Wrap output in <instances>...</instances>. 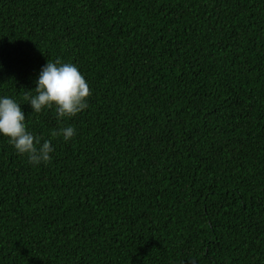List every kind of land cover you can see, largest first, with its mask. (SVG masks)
<instances>
[{
	"label": "trees",
	"instance_id": "1",
	"mask_svg": "<svg viewBox=\"0 0 264 264\" xmlns=\"http://www.w3.org/2000/svg\"><path fill=\"white\" fill-rule=\"evenodd\" d=\"M57 59L71 118L24 99ZM4 97L54 151L0 135V264H264V0H0Z\"/></svg>",
	"mask_w": 264,
	"mask_h": 264
},
{
	"label": "clouds",
	"instance_id": "2",
	"mask_svg": "<svg viewBox=\"0 0 264 264\" xmlns=\"http://www.w3.org/2000/svg\"><path fill=\"white\" fill-rule=\"evenodd\" d=\"M33 90L36 93L34 96L30 95ZM33 90L26 91L24 99L29 101L28 105L36 113L54 105L57 119L71 118L88 107L90 90L84 77L75 65L61 63L59 59L46 62ZM20 106L11 98H0V135L8 137L16 152L27 156L30 164L35 166L49 162L50 153L54 151L51 140L41 143L42 137L26 131L25 115ZM61 134L68 141L75 130L69 126L52 133Z\"/></svg>",
	"mask_w": 264,
	"mask_h": 264
}]
</instances>
